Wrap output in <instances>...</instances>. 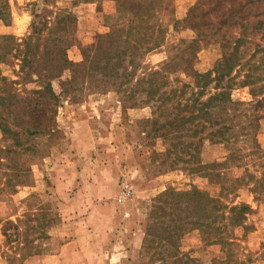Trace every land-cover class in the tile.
Wrapping results in <instances>:
<instances>
[{"label": "rangeland", "instance_id": "rangeland-1", "mask_svg": "<svg viewBox=\"0 0 264 264\" xmlns=\"http://www.w3.org/2000/svg\"><path fill=\"white\" fill-rule=\"evenodd\" d=\"M3 1L0 264L68 242L88 264H264V0ZM217 86L229 101L195 119Z\"/></svg>", "mask_w": 264, "mask_h": 264}, {"label": "trees", "instance_id": "trees-1", "mask_svg": "<svg viewBox=\"0 0 264 264\" xmlns=\"http://www.w3.org/2000/svg\"><path fill=\"white\" fill-rule=\"evenodd\" d=\"M6 6H7V1H3L2 2V7L3 8H6ZM140 11V10H139ZM137 13H138V11H137ZM120 14L118 13V16H119ZM137 16V15H136ZM134 27H138V26H134L133 25V23L125 30L126 31V34H125V37H126V39H128V38H130V36H131V34H132V32L131 31H133V28ZM149 30L151 29L153 32H154V28H157L156 26L154 27L153 25H152V23H149L148 24V27H147ZM158 30H163V28H160V27H158ZM113 35H114V38H113V40H112V43H114V44H116L117 43V40H118V38L120 39V37L118 36V34H115V33H113V32H111ZM105 37H108V35H105ZM3 38L5 39V40H9V41H11V43L14 45L15 44V42H14V38L13 37H11V36H9V35H6V36H3ZM143 40H145V38H142ZM143 40H140V41H138V43L136 42V40H134L135 41V44L134 45H132V46H130L129 48H130V52H129V54L127 53V50L125 49V50H123L122 52H121V54H117V57H115L116 58V63H118L119 64V62H120V60L123 58V57H125V56H129L130 58L132 57V59H133V57H134V55L137 53V55H141L142 53H144V52H148V51H150V50H152L153 48H155V47H158L159 45H158V43L157 42H153V41H150V39L148 38V39H146V40H149V41H144V43H143ZM144 44H147V45H144ZM154 46V47H153ZM10 50H12V48L10 49ZM31 65L32 64H34L35 63V59H33V61H28ZM129 63L131 64V59L129 60ZM218 72V71H217ZM158 74V72L157 71H154L153 73H151V76L148 78L149 79V84L151 85V87H152V85H153V79L155 78V75H157ZM215 74H216V72H215ZM209 74H206V75H200V74H198L194 79H195V84H196V86L198 87V85L200 84V83H202V82H204L207 78H209V76H208ZM218 80V78L216 77L215 78V81H217ZM153 88V87H152ZM152 88H150L149 87V92L150 91H152L150 94H153V95H156L155 93L157 92L154 88L152 89ZM200 88H203L202 86L200 87ZM216 89H220V91L218 92V93H215V94H213V95H211L205 102H203V103H201V106H200V108L198 109V110H200L199 111V113L197 114V115H195V119H197L198 117H201V116H207V115H209L210 113H209V108L210 107H212L211 105L213 104V102H215V101H217V100H226V101H229V96H228V87H220V86H217L216 87ZM196 95H198V94H196ZM199 95H202V92H200L199 93ZM164 96V95H163ZM163 96H158L157 97V101L159 102V104L156 106V109L157 110H159V109H162L164 106L165 107H167V104L168 103H170L171 102V100L173 99V98H165V97H163ZM177 119L178 118H175V119H172V120H170L169 122H165L166 124V126H169V127H172V128H175V127H177ZM179 120H181V118H179ZM211 122V121H210ZM213 124H216V122H213ZM224 132H221L220 131V129H218L217 131H216V136H218V137H223L224 136ZM172 139V137H170V135L168 134L167 135V141H169V140H171ZM193 193H191V195L192 196H194L197 200H200L201 198L202 199H204V200H207V201H210L211 203H213L215 200H214V198H211L210 196H208L207 194H204V193H202V192H200V191H198L197 189H195L194 191H192ZM185 195V193H181V192H177V191H175V190H173V189H171V190H169L168 192H166V193H164V194H162L160 197H159V199L157 200V205L155 206V209L153 210V212L155 211V214H156V211L158 212V210H159V212L160 211H162V209H164V207H166V206H168L169 205V201L170 202H175V201H178V200H174V197H177L178 199L180 198V196H184ZM216 208V205L214 204L213 206H212V210L213 209H215ZM198 210V209H197ZM249 210V212H251L252 211V209H251V207H250V209H249V206L248 205H246V204H241L240 206H235V207H232L231 208V212H232V215H231V218H229L230 220H232V221H234V222H241L242 221V223L241 224H243L244 223V221H245V217L243 216L244 214H246L247 213V211ZM174 212L175 211H173V216H174ZM197 212V211H196ZM198 214H200L199 213V211L197 212V215ZM198 216H200V215H198ZM156 219V218H155ZM195 224H198V221H196V223ZM148 235H150V232H149V234ZM179 236H181V234H179ZM173 258H179V259H181V258H186L187 259V261H186V263L187 264H194V262L188 257V256H186V254H184V255H181V256H179V255H174V256H172Z\"/></svg>", "mask_w": 264, "mask_h": 264}, {"label": "crops", "instance_id": "crops-1", "mask_svg": "<svg viewBox=\"0 0 264 264\" xmlns=\"http://www.w3.org/2000/svg\"><path fill=\"white\" fill-rule=\"evenodd\" d=\"M262 119H264V118H262ZM66 182H69V180H67ZM75 199H76V196L73 197L71 200L66 201V202L70 203L71 201H73ZM259 207H260L259 205L254 204V207H252V208H254V210L256 211V210H259L258 209ZM68 230L71 231L70 228H63V229L59 230V232H57L58 237L51 238V241L58 240V238L60 236L59 234H61L60 232H62V231L65 232ZM83 230H85V229H83ZM48 239H50V238H48ZM37 242H38V240L34 241L35 244ZM74 243H76V240ZM70 244H72V243L68 242V243L60 244L59 249L57 250L56 254H53L52 256L37 254V255L30 257L28 259L26 258L24 260L23 264H47V262H50V263L54 262V264H88V261L86 260V259H88V256L85 253V251H82L83 249H79V248L73 249V247H71ZM71 258H74V260H76V262H74V261L69 262V259H71Z\"/></svg>", "mask_w": 264, "mask_h": 264}]
</instances>
